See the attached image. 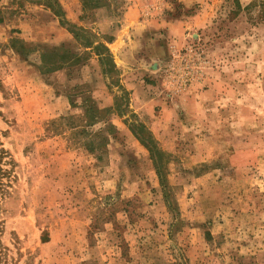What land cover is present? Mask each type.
<instances>
[{
  "label": "rangeland",
  "instance_id": "obj_1",
  "mask_svg": "<svg viewBox=\"0 0 264 264\" xmlns=\"http://www.w3.org/2000/svg\"><path fill=\"white\" fill-rule=\"evenodd\" d=\"M83 1L69 2L74 24L61 0H0L9 264H264V0ZM52 21L79 39L20 35ZM120 25L135 37L132 74L103 76L94 54L45 72L44 53L87 58L83 45L107 46ZM122 79L133 90L119 111ZM90 101L115 109L88 127Z\"/></svg>",
  "mask_w": 264,
  "mask_h": 264
},
{
  "label": "trees",
  "instance_id": "obj_2",
  "mask_svg": "<svg viewBox=\"0 0 264 264\" xmlns=\"http://www.w3.org/2000/svg\"><path fill=\"white\" fill-rule=\"evenodd\" d=\"M234 8L237 10L240 9L241 5L238 2V0H234ZM98 3L96 0H84L82 2V8L84 9H96L98 8ZM68 32L73 36L75 40L79 39V34L75 33L71 29H67ZM113 40V37L108 38L106 41L107 43H110ZM83 48L86 49L84 53H86L87 58H82L80 54L73 53L71 50L67 49L64 45H61L58 48H54L51 51H48L42 55V65L45 67V72L47 74L53 73L59 70H62L65 65L69 66H75L80 64L83 61L88 60L91 57V54H94L98 58V62L101 66L102 74L105 75L107 73H112L113 71L115 73H119V71L116 69L115 64L113 62V58L110 54L109 49L106 45L103 43H99L97 46L93 45L89 40L86 42L85 45H83ZM100 50L103 51L100 52ZM88 51V52H87ZM117 87L122 91V96L119 97L118 100L114 101V105L116 109H121V105L123 102H125V106L128 107V99L129 92L124 89L122 86L119 85L117 82ZM72 107L74 105L70 103ZM113 107H107L103 109L97 108L91 101L89 102V105L85 106V114L87 119V126L91 127L93 124H95V121H98L100 119L99 116L102 114H112L114 109ZM120 111V110H119ZM105 121V120H104ZM112 126V125H111ZM134 127V125L132 126ZM132 127H129L131 132L134 134L135 138L140 142L142 146H144L152 155L157 156L160 160L161 157H163L165 154L159 150L154 142V138L151 136V134L146 130L145 126L142 123L138 124L137 130L134 131ZM89 151L93 152L95 150L94 144L92 141H89L87 144ZM154 162L156 163V160L154 157H152ZM11 165V169L8 170L4 166ZM14 168V162L8 152L3 148L2 143L0 142V217L3 215V204L10 194L8 191L11 182V171ZM5 233L4 229V220L0 218V264H9L8 261V252L9 249L5 245V242L3 240Z\"/></svg>",
  "mask_w": 264,
  "mask_h": 264
},
{
  "label": "crops",
  "instance_id": "obj_3",
  "mask_svg": "<svg viewBox=\"0 0 264 264\" xmlns=\"http://www.w3.org/2000/svg\"><path fill=\"white\" fill-rule=\"evenodd\" d=\"M71 0H61L63 9L65 11L66 19H68L70 22L76 24L80 23L77 14L73 13V10L69 7V2ZM131 14V12H129ZM127 22V21H126ZM22 33V37L27 41H32L37 47H48L49 45H58L60 43H65L67 41H70L72 39V35L63 27L59 25H55V23L52 21V23H31L29 27H27L26 24H22L20 28ZM128 27L125 25H120V27H117L116 31L112 34L113 40L110 43L107 44V48L110 51V54L113 58V62L115 64L116 69L120 72L119 76L123 78L127 73L132 74L131 66L134 64L131 63V55L133 54L130 52L132 48V42L135 38L133 36V31H129L130 34H132L131 37L128 39V37L125 35V32H127ZM143 38V37H142ZM136 40V39H135ZM139 40L137 39V42ZM48 44V45H47ZM129 56V57H128ZM94 57L97 59V56L94 55ZM94 57H90L85 62H89L94 59ZM80 65L72 66L79 67ZM63 70H59L56 72H53L51 74L55 73H63ZM100 72L102 74V70L100 69ZM103 75V74H102ZM104 76V75H103ZM122 83L125 82V80H121ZM124 87L126 90H133V85L131 83H124ZM128 90V91H129ZM131 96L134 95L133 93L130 94ZM112 102H104L100 103L99 106L103 107H111L110 105Z\"/></svg>",
  "mask_w": 264,
  "mask_h": 264
}]
</instances>
